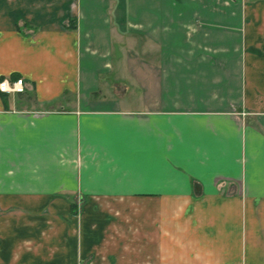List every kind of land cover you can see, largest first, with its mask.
I'll use <instances>...</instances> for the list:
<instances>
[{"label":"crops","instance_id":"obj_1","mask_svg":"<svg viewBox=\"0 0 264 264\" xmlns=\"http://www.w3.org/2000/svg\"><path fill=\"white\" fill-rule=\"evenodd\" d=\"M5 77L0 264H264V0H0Z\"/></svg>","mask_w":264,"mask_h":264},{"label":"built area","instance_id":"obj_2","mask_svg":"<svg viewBox=\"0 0 264 264\" xmlns=\"http://www.w3.org/2000/svg\"><path fill=\"white\" fill-rule=\"evenodd\" d=\"M25 91V81L23 78H17L15 80L5 77L0 81V92L12 94L23 93Z\"/></svg>","mask_w":264,"mask_h":264},{"label":"rangeland","instance_id":"obj_3","mask_svg":"<svg viewBox=\"0 0 264 264\" xmlns=\"http://www.w3.org/2000/svg\"><path fill=\"white\" fill-rule=\"evenodd\" d=\"M134 249H135V253L138 252L139 255H140V249H141V247L140 246H135ZM122 255L123 256H121V257H125L124 253ZM117 264H130V263L129 262H126V261H119V262H117ZM134 264H141V262L140 261H135Z\"/></svg>","mask_w":264,"mask_h":264}]
</instances>
